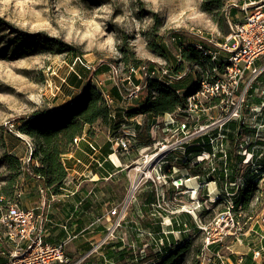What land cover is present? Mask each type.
I'll list each match as a JSON object with an SVG mask.
<instances>
[{"label":"rangeland","instance_id":"374dc122","mask_svg":"<svg viewBox=\"0 0 264 264\" xmlns=\"http://www.w3.org/2000/svg\"><path fill=\"white\" fill-rule=\"evenodd\" d=\"M208 1L0 0V191L12 180L11 178H16L15 186L11 190L13 195L7 196L3 192L0 195L6 196L10 201L18 200L22 207L30 209L31 207L26 205L37 197L39 183L33 173L37 163L31 160V154L35 149L34 141L17 130L23 120L34 118L36 113L59 111L71 106L80 96L82 86L87 80L120 102V94L128 97L134 89L133 85L125 81L128 77L129 65L154 63L174 71L177 66L179 41L193 44L201 40L196 36L198 31H201L207 39L213 38L218 43L223 42L225 33L231 32V25L243 17L241 11L243 0H222L225 6L221 14L227 20L224 29H221L214 21V17H220L218 13L211 15L203 11L201 5ZM43 35L50 40H60L73 46L77 53L65 51L53 54L42 48L25 57L11 55L17 45L15 37L24 38L27 41L33 40L34 36ZM126 58H128L127 61ZM262 61L264 62V58ZM207 70H209L208 66L206 69L202 67L189 71L191 82L194 83L196 78L197 80L201 78ZM115 83L121 90L118 97L112 91ZM143 92L136 98V105L140 103ZM248 105L249 108H243V115L247 119H243L241 123L247 130H251L249 118H253L254 114L251 113L250 108L254 105L252 106L249 100ZM201 109L189 114L194 116L191 121L194 123L189 125V134L196 132L202 134L204 126L217 123L225 115L221 112L216 100L204 103ZM143 120L144 118L141 117V123ZM92 131L97 144L104 147L110 136L107 127L98 123ZM167 135L153 133L152 130V137L161 145L162 143L166 145L167 142L171 145L177 139V136H173L165 141ZM214 136H212L213 139ZM240 142L241 145L245 142L251 144L252 140L248 136H243ZM156 145L152 144L150 150L159 147ZM7 155L17 156L22 165L13 170L5 161ZM175 158L177 160L175 159L172 165L177 168L179 163L182 165L178 169L187 163L182 155L176 154ZM213 159L215 157H210L207 153L197 157L192 163V165L196 163L194 173L200 174L201 177L207 176L206 167L212 162L216 163ZM117 160H119L118 157ZM132 161H135V156L130 163ZM247 166L245 165L244 169ZM199 181L196 188L194 187L196 189L194 197L191 192L183 190L179 198L177 197L181 198L180 202L175 204L192 209L197 202L202 203L203 199H210L212 203L220 197L227 200L226 193L221 191V188L226 189V182L220 186H209ZM261 182L264 183V180ZM110 184L115 191L126 193L127 176L119 172ZM202 187L211 190L207 192L208 196H204L205 198L201 200L198 192ZM260 187L263 191L255 200L252 216L264 212V184ZM146 192L150 194L151 190L142 189L138 198L141 199L140 197ZM173 195V193L169 194L168 197L169 204L172 206ZM209 204L205 207L208 212L202 218L200 213L204 209L195 211L196 219L208 223L226 206L224 201H220L214 209ZM153 212L162 215L166 221L170 216ZM251 219L242 217L240 231L237 232L238 237L228 238L221 246L232 240L231 238H235L234 241L237 242L238 239H242L243 243V239L250 234L248 229ZM193 221L195 222V219ZM192 235L195 236L192 251L185 253L178 264H213L216 253L212 254L204 249L205 234L199 232L198 235L194 233ZM127 248L130 249L129 246ZM228 252L226 251L227 256L230 254Z\"/></svg>","mask_w":264,"mask_h":264},{"label":"built area","instance_id":"2783aa9c","mask_svg":"<svg viewBox=\"0 0 264 264\" xmlns=\"http://www.w3.org/2000/svg\"><path fill=\"white\" fill-rule=\"evenodd\" d=\"M241 11L243 17L235 21L231 25V32L225 37L224 41L218 43L213 38H205L201 31H198L196 36L200 42L197 48L201 50L209 60V70L203 74L198 80L199 86L194 93L185 96L186 103L173 114H167L162 120L164 123L163 133L168 138L177 136V139L170 145L168 142L162 145L156 141L153 145H159L153 150L151 147L145 149H137L134 145L136 133L129 127L122 126L119 134L112 142L113 154L108 157L116 165L112 156L122 154L125 157L134 156L135 162L132 165L121 164L117 168L119 170H127V192L124 200L118 206L113 207L109 211L110 218L107 221L113 224L107 229L105 238L96 244L93 249L86 255L80 256L77 260L67 252L68 241L74 239L73 236H68L63 243H54L47 241L46 235L48 227L52 224V219L48 216V206L59 200V195L54 194L49 187L38 185L37 193L41 200V204L32 206L27 209L21 206L20 201H10L4 195H0V264H85L94 254L102 247L107 245L112 240H118L117 233L127 229L131 233L136 234L144 241L142 247L136 242H123L129 246L136 256V262L150 256L151 251L163 253L166 245H170L169 236L174 234V231L162 230L160 236L150 230H145L140 224L134 227H128V218L131 209L138 201V194L142 189H149L153 194V200L150 204L152 211L160 214L178 215L188 213L195 219L196 228L199 232L205 234L204 249L211 251V247L215 244L222 245L230 237H238L240 217L243 210L241 205H236L232 197V193H226L225 209L219 212L212 221L204 223L195 218V211L205 209L204 203L197 202L192 209H187L185 206L177 207L180 202L179 195L183 192V187L191 181L187 176L175 177L178 173L176 167L172 165L171 159L178 152H181L182 158L186 161L187 146L189 142L197 137L208 136L209 144L214 150H218L227 160V151L225 146L226 133L225 126L230 122L241 121L245 119L243 108H249L248 100L250 94L255 90V85L260 82V78L264 77V0H243ZM180 58L178 59V62ZM258 61H262L257 65ZM85 66V65H84ZM86 68L90 69V67ZM128 77L125 81L133 85L134 89L131 95L127 98L122 97L125 102L129 103L139 97L144 91L147 84L137 85L134 79L144 81L149 78H156L168 85L174 84L172 76L173 70L167 67L162 69L154 67L150 69L146 66H129ZM94 71V70H93ZM184 74L180 73L177 76L180 78ZM197 80V78H196ZM116 86L118 84L115 83ZM99 89V88H98ZM110 107H113L115 100L105 91L99 89ZM141 91V92H140ZM183 91L179 92L182 94ZM218 101V106L221 112L225 113L224 117L217 121L204 126L203 133L198 132L189 134L188 124L194 116H190V112L196 113L201 111L204 103ZM264 101L256 106L251 107L250 111L254 114L253 118H257L264 113ZM185 115V122H178V115ZM190 114V115H189ZM143 116H140V118ZM140 118L135 117L131 123L140 125ZM160 122V121H159ZM159 126H154L153 133L158 134ZM257 129L258 136H262L260 130ZM217 131L216 135L210 136L212 132ZM87 135L76 137L73 142V148L68 154H73L79 148V144ZM213 140L215 142H213ZM156 145V146H157ZM161 145V146H160ZM90 152L86 153L89 161L96 162L99 167L103 166L102 161L96 160V155L100 151L99 147L90 141L88 144ZM250 144L245 142L243 154L246 158L245 163H256L260 156H256L255 149L249 150ZM245 151V152H244ZM217 152H214V157ZM173 155V156H172ZM117 157V156H116ZM132 166V167H131ZM215 168L212 169V173ZM132 172V173H131ZM173 195V201L169 204V194ZM178 197V198H177ZM202 212V211H201ZM163 218L162 225L169 227L173 225L171 219L169 223ZM67 229L66 225L64 226ZM190 231L187 225H184V232ZM181 233V232H179ZM216 256L220 255L216 252ZM260 257V252L254 253V258ZM106 264H116L114 261L105 260Z\"/></svg>","mask_w":264,"mask_h":264},{"label":"trees","instance_id":"16d2710c","mask_svg":"<svg viewBox=\"0 0 264 264\" xmlns=\"http://www.w3.org/2000/svg\"><path fill=\"white\" fill-rule=\"evenodd\" d=\"M202 9L206 13L214 15L218 13L219 18L214 17L221 29L227 24L225 16L221 14L224 8V1L222 0H209L204 2ZM222 15V17H221ZM226 37L229 32H226ZM17 40V45L12 51V56L15 57H25L29 53L38 51V49H47L53 54L58 52H71L76 54L77 50L72 46L63 43L60 40H50L46 36H34L33 40L15 37ZM176 40V39H175ZM200 40H197L193 44L182 43L179 41L180 48L178 50L177 66L172 72L174 78V84L168 85L163 83L156 78L145 79L144 81H139L134 79V83L137 85L147 84L144 92L146 93L145 100L140 102L133 109H128L124 113L113 118L111 114V107L108 105L103 94L93 85L89 80L82 86L80 96L75 100L74 104L71 106L59 110V111H44L41 113L34 114V118L29 120H23L22 124L17 127V130L26 136L30 137L34 141V147L31 154V160L36 162L37 165L33 168L34 177L37 178L38 183L42 186L49 187L54 194L61 195V188L65 185L68 179V170L64 164L62 158L64 155L68 154L73 148V142L76 137L85 134L86 127H90L89 135L93 134L92 127L98 123L106 126L112 131L113 136H116L122 126L129 127L136 133V138L134 140V145L137 149H145L151 147L154 142L152 137V128L154 126H159L158 134L163 133L164 123L162 119L165 118L167 114H173L179 108L183 107L186 103L185 96L190 95L195 92L199 86L198 80L194 83L191 82L189 71L195 70V68L206 69L209 65V60L206 58L201 50L197 48V44ZM156 46V45H155ZM180 61L178 62V59ZM128 58H126V61ZM146 66L150 69L154 67L162 69V67L156 64H145V63H134V65L129 66ZM128 66V67H129ZM93 71V70H91ZM93 73V72H91ZM183 73L182 77L177 75ZM189 76V78H186ZM81 78V76H80ZM113 93L118 97L121 92L120 88L115 85L112 89ZM182 94H179V92ZM123 97V96H122ZM137 116H143V123H131L130 121ZM178 122H185V115L181 114L177 117ZM160 121V122H159ZM190 124H188L189 127ZM229 133L227 134V144L229 145V150L227 152V168L228 172L230 169L234 172L233 177L230 176L229 181L237 176H241L243 183L239 186L236 185V190H233V201L236 205H241L243 214L242 217L252 218V213L254 210V203L258 194L263 191L260 187V182L264 180V140L260 143V149L257 153L258 161L254 164L250 162L245 163L246 157L242 155V149L240 150V145L243 136H250L252 133L247 130L241 121L232 122L229 125ZM190 128V127H189ZM209 139L204 137H197L189 142L187 147V154H191V158L188 156L184 163V167H188V163L195 159L198 154L202 152L209 151L211 145L208 143ZM106 155L113 154L110 149V144H106ZM173 161L174 159L171 158ZM5 161L7 165L13 170L22 165L20 159L17 156H5ZM245 165H248L245 169ZM194 170V169H193ZM192 171V170H191ZM196 173V172H195ZM223 173V172H222ZM219 174L218 179H215L220 185L223 183V174ZM229 178V177H228ZM12 180L1 188V192L8 195L12 194V189L15 186L16 178H11ZM223 180V181H222ZM143 196L147 197L148 204L153 200V194L146 192ZM6 197V196H5ZM220 201L226 202L224 198L220 197L213 203L210 200H203L202 202L210 203L209 206L214 209ZM137 211V210H136ZM208 211L205 209L200 213L202 218ZM240 217V219L242 218ZM187 224L191 222V219L186 218ZM139 224L145 230H150L155 232L160 236V224L159 221L149 220V219H139ZM192 225V224H191ZM160 231V232H159ZM183 231V230H182ZM192 233L198 235L199 231L196 228V224L192 225V230L189 236H186L184 241L179 244L166 245L163 249V253L151 252L150 256L140 260L139 264H178L180 258L192 251L194 246L195 236ZM142 245V244H141ZM245 264H254L251 261V256Z\"/></svg>","mask_w":264,"mask_h":264},{"label":"crops","instance_id":"0c3cea01","mask_svg":"<svg viewBox=\"0 0 264 264\" xmlns=\"http://www.w3.org/2000/svg\"><path fill=\"white\" fill-rule=\"evenodd\" d=\"M261 62L262 61H258L257 65H260ZM254 88L255 90L250 94L251 99H249V103H251L252 106L254 105V103H262L264 101V77L260 78V82L257 83ZM119 97L121 99L120 102L115 100L116 106H114L113 108L111 107V114L114 119H116V116L120 115V113H124L128 109L135 108L137 103V99L127 103L124 101V99H122L121 94ZM140 97L141 101L139 102L144 101L146 93L143 92L142 96ZM258 105L259 104H255L254 107ZM137 117L140 118V116ZM244 118L245 120L247 119V117ZM249 119V127H251L250 131L252 133L249 136V139L252 140V143L250 144V147H248V149L251 151L252 149H255V153L257 156V153L260 149V143L262 142V140H264V113L261 116H258L256 119ZM135 123H137V121H135ZM231 123L232 122L228 123L227 126H225L226 141L228 139L227 134L229 133V125ZM260 127H263V129L260 130L259 133V135H262L261 137L258 136L257 133V129H259ZM90 128L91 126L86 127L85 135H87V137L80 142L79 148L75 150L73 154H66L63 156L62 160L68 170V179L65 185L61 188L62 193L61 195H59V200L47 207L48 216L52 219V224H50L48 227L46 240L60 244L63 243V241L67 240L68 236H73L74 239L68 241L67 252L71 257H73L74 260H77L80 256L88 254L96 244H98L101 240H103V238H105L107 229L114 222L107 221L110 218L109 211L113 207L120 205L126 196V193L124 192L120 193L118 191H115V188L111 187L110 182L113 181V178L119 172H123L127 176L128 171L125 169L119 170L117 168L118 166H120L121 164L125 166L130 164L132 165L135 162L132 161L130 163V160H132V158L134 160L135 154L134 156L132 155L130 157H125L122 154L117 153L114 156H117L121 163L117 164L113 158L114 156H112V160H114V162L116 163V165H114V163L108 157L109 155L105 154L107 146L106 144H110V149L113 151L112 142L119 134L120 130L117 134H115L116 136H113L112 131L107 128L109 130L110 136L108 138V142H106L104 147H102L97 144V141L93 137V134L89 135L88 132ZM92 128L94 129L95 125ZM216 133L217 131H215L213 134H210V136L212 137L213 135H216ZM205 137L208 138V136ZM90 141L94 142V144L100 149V151L96 155V160L103 162L102 167H99L96 162L89 161V159L86 157V153L90 152V147L88 146ZM242 147H245V143L244 145H240V150H243ZM209 148V151L202 152L201 154L197 155V157H199L200 155L207 153L208 155H210V157H212V154L214 152H217L214 156L215 159H213L216 163L212 162L210 166L206 167L207 176L204 175V177H201L200 174L194 173L193 169L194 166H196V163H194L193 165L192 163L197 157L190 161L188 167L183 166L182 168L180 167L181 169H178L179 166H182L181 163L178 164V168L176 167L178 173L175 174V177H182V175H185L191 179V181L188 182L182 189L186 192L189 191L188 193L191 192L193 194V197L195 196V188L200 178L201 180L199 182H204L209 186H220V184L215 181V179H218L219 174L223 172L224 181L222 180V184L226 182V189L223 190V188H221V191L224 194L236 190V185L239 186L243 183V179L241 176H237L236 179L233 178L231 181H229L230 176H232L234 172L231 169L226 172L227 168H229V166H227V154V160H225L223 154L219 153L218 150H214L213 146ZM230 148L228 144L225 146L226 150H229ZM177 155L181 156L182 154L181 152H178ZM190 155L191 154L188 153V156L191 158ZM172 158L174 160L176 159L174 156ZM218 161L220 164L218 163ZM213 168H215V171L212 173ZM189 184H191L190 187ZM263 184V182H260V186H262ZM210 190V188L207 189L206 187H202L200 189V192L198 193L200 194L199 197H201V200L208 196L207 192H209ZM140 198L141 199L138 198V201L134 204L135 206L130 211L131 213L129 215V222L127 225L129 228L136 226V224H139V219H149L155 220L157 222L159 221L160 231H174V234L169 236V241L171 244L175 245L182 243L186 236L191 235L190 231L192 230V225H195V222L189 214L184 212L183 214L170 215L167 221L169 222V219H171L173 225L166 227L162 225L163 216L157 215L155 212L152 213L149 205H147V197L142 196ZM203 200L206 201L207 199ZM202 203H204L205 207H207L208 203ZM38 204H41V200L37 193V197L31 200V202H29L26 207H32ZM180 206L181 205H178L177 207L179 208ZM186 218L191 219V222L187 224ZM251 220L252 222L248 229L250 234L245 239H243V243L241 241L242 239H238L237 242L234 241L235 238H231L232 240L228 241L223 246L215 244L211 247L212 250L210 252L212 254H215L217 252L220 255V257L216 256L214 258L213 264H245L249 260L250 256L252 263L264 264V212H261L257 216H252ZM65 225L67 229L64 228ZM184 225H187L190 231L184 232ZM117 235L120 238L119 243L118 240L110 241L90 259H88L85 264H106L105 260L109 259L111 261H114L116 264H139L140 261L136 262V256L134 255L133 251L127 248V245H125L124 242H136L138 246L142 247V239L136 236V234L131 233L129 229L120 233L118 232ZM123 239L125 240L124 242ZM238 245L241 247H239ZM226 251H229L228 253H230L228 256L226 255ZM255 252H260V257L257 259L254 258Z\"/></svg>","mask_w":264,"mask_h":264},{"label":"bare ground","instance_id":"6f19581e","mask_svg":"<svg viewBox=\"0 0 264 264\" xmlns=\"http://www.w3.org/2000/svg\"><path fill=\"white\" fill-rule=\"evenodd\" d=\"M113 158H114V160L116 161L117 164L120 163L119 160H117V157L116 156H114Z\"/></svg>","mask_w":264,"mask_h":264}]
</instances>
